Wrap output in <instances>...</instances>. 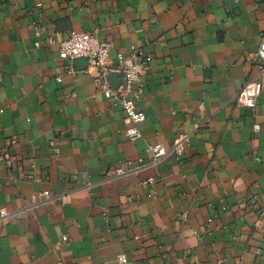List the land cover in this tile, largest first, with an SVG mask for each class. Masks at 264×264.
<instances>
[{"label":"crops","instance_id":"obj_1","mask_svg":"<svg viewBox=\"0 0 264 264\" xmlns=\"http://www.w3.org/2000/svg\"><path fill=\"white\" fill-rule=\"evenodd\" d=\"M33 22L55 42L36 47ZM72 31L110 42L107 65L152 56L141 137L61 57ZM263 35L264 0H0V264H264V74L254 107L237 98ZM180 133V156L114 174Z\"/></svg>","mask_w":264,"mask_h":264},{"label":"built area","instance_id":"obj_2","mask_svg":"<svg viewBox=\"0 0 264 264\" xmlns=\"http://www.w3.org/2000/svg\"><path fill=\"white\" fill-rule=\"evenodd\" d=\"M37 5H41L38 3ZM24 7V4L22 3ZM31 28L36 36L35 46L53 44L55 39L52 35H45L44 27L33 22ZM60 54L63 59L75 62L81 57L88 59V66L93 70L94 81L98 90H100L109 100L119 102L126 114V136L136 139L142 136L139 124L146 119V114L137 106V96L142 92L144 81L143 78L149 70L152 56L145 51L133 47L128 54L118 53L114 65H107L109 52L111 49L110 42L101 40L94 32L72 31L59 39ZM259 74L256 78L249 80L237 95L238 102L246 106L254 107L257 104L258 96L263 89V84L259 76L264 74V35L255 57ZM117 74L119 83L115 85L112 82L111 74ZM60 80V77L58 78ZM190 134L180 133L174 139L170 147L163 143L151 144L148 146L150 160L147 162L143 158L137 161L120 160L113 166L116 176H125L139 172L147 166L157 165L163 159L170 155L180 156L189 145ZM13 143L16 139L13 138ZM53 151L59 154V147L52 142ZM0 152V159H3ZM83 176L86 174L83 173ZM146 184H153L154 178H148ZM90 183H87L89 186ZM49 195V192H44ZM6 211H3L5 214ZM212 219H209L211 222ZM68 242V236H63L57 245H64ZM118 261L126 263L128 258L126 254H118Z\"/></svg>","mask_w":264,"mask_h":264},{"label":"water","instance_id":"obj_3","mask_svg":"<svg viewBox=\"0 0 264 264\" xmlns=\"http://www.w3.org/2000/svg\"><path fill=\"white\" fill-rule=\"evenodd\" d=\"M78 62L82 63V64H85V65H88V59L86 57L79 58ZM116 78H118L117 74H115V73L111 74L112 82H114L116 80Z\"/></svg>","mask_w":264,"mask_h":264}]
</instances>
